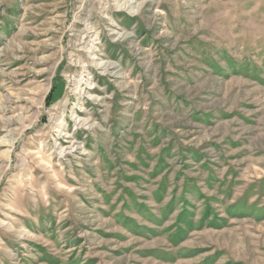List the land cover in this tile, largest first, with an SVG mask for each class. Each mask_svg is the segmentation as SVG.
<instances>
[{
    "label": "rangeland",
    "instance_id": "374dc122",
    "mask_svg": "<svg viewBox=\"0 0 264 264\" xmlns=\"http://www.w3.org/2000/svg\"><path fill=\"white\" fill-rule=\"evenodd\" d=\"M0 264H264V0H0Z\"/></svg>",
    "mask_w": 264,
    "mask_h": 264
},
{
    "label": "bare ground",
    "instance_id": "6f19581e",
    "mask_svg": "<svg viewBox=\"0 0 264 264\" xmlns=\"http://www.w3.org/2000/svg\"><path fill=\"white\" fill-rule=\"evenodd\" d=\"M86 35V34H85ZM68 106V105H67ZM65 117V116H64Z\"/></svg>",
    "mask_w": 264,
    "mask_h": 264
}]
</instances>
